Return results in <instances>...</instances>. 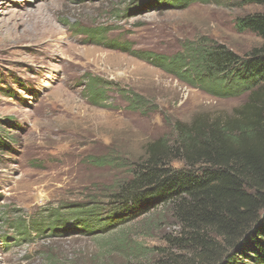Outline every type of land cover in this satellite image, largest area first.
Wrapping results in <instances>:
<instances>
[{"label":"rangeland","instance_id":"rangeland-1","mask_svg":"<svg viewBox=\"0 0 264 264\" xmlns=\"http://www.w3.org/2000/svg\"><path fill=\"white\" fill-rule=\"evenodd\" d=\"M143 1L0 0V264H206L167 242L180 230L167 207L95 234L74 214L90 200L106 212L113 186L130 178L125 163L173 138L176 122L227 119L249 103L214 97L135 53L171 56L202 40L245 57L263 41L236 20L264 7L205 0L156 10ZM91 79L106 83L102 106L90 102ZM126 92L146 110L128 108ZM54 217L64 231H50ZM33 222L45 231L19 236Z\"/></svg>","mask_w":264,"mask_h":264},{"label":"trees","instance_id":"trees-1","mask_svg":"<svg viewBox=\"0 0 264 264\" xmlns=\"http://www.w3.org/2000/svg\"><path fill=\"white\" fill-rule=\"evenodd\" d=\"M156 10L186 9L205 0H144ZM241 6L264 7V0H238ZM240 33L250 32L263 44L242 57L225 45L200 40L175 55H135L181 82L217 98L249 97V103L227 119L176 122L173 138L148 143L145 156L124 168L130 178L117 182L108 195V208L90 200L75 207L81 228L97 233L111 222L146 215L159 207L171 209L179 224L167 242L188 249L199 263L264 264V12L236 20ZM129 51L127 47H119ZM106 83L91 79V104L102 106ZM128 108L146 110L138 95L123 94ZM1 144V143H0ZM117 161H111L116 164ZM181 163V168L174 164ZM107 215L103 223L101 216ZM50 231H64L66 221L54 217ZM98 223L99 229L89 231ZM43 224L19 225V236ZM54 227V228H53ZM124 246V245H122ZM131 252L138 247L130 249ZM140 254H142L140 252ZM136 255H131L135 260ZM202 264V263H201Z\"/></svg>","mask_w":264,"mask_h":264}]
</instances>
